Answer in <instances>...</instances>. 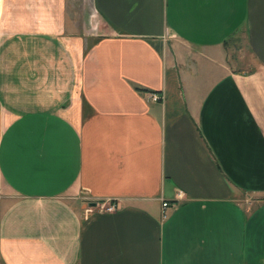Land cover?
I'll return each instance as SVG.
<instances>
[{
	"label": "crops",
	"instance_id": "obj_1",
	"mask_svg": "<svg viewBox=\"0 0 264 264\" xmlns=\"http://www.w3.org/2000/svg\"><path fill=\"white\" fill-rule=\"evenodd\" d=\"M89 5L0 0V264H263L264 0Z\"/></svg>",
	"mask_w": 264,
	"mask_h": 264
},
{
	"label": "rangeland",
	"instance_id": "obj_2",
	"mask_svg": "<svg viewBox=\"0 0 264 264\" xmlns=\"http://www.w3.org/2000/svg\"><path fill=\"white\" fill-rule=\"evenodd\" d=\"M89 6H90L89 0H70L71 19L76 20V22L78 23V27L81 25L80 22L82 21L83 16L85 15L88 16L90 12ZM92 30H95V29H92ZM88 31L90 32L89 28H88Z\"/></svg>",
	"mask_w": 264,
	"mask_h": 264
},
{
	"label": "built area",
	"instance_id": "obj_3",
	"mask_svg": "<svg viewBox=\"0 0 264 264\" xmlns=\"http://www.w3.org/2000/svg\"><path fill=\"white\" fill-rule=\"evenodd\" d=\"M150 98L153 100V101H157L161 98L160 95H158L157 93H151L150 94ZM178 198H180L182 196V192L178 191ZM167 206V202H163L162 203V207H166ZM118 203H115V202H111L108 206L104 207L103 208V211L105 212H112L114 210H116L118 208Z\"/></svg>",
	"mask_w": 264,
	"mask_h": 264
},
{
	"label": "water",
	"instance_id": "obj_4",
	"mask_svg": "<svg viewBox=\"0 0 264 264\" xmlns=\"http://www.w3.org/2000/svg\"><path fill=\"white\" fill-rule=\"evenodd\" d=\"M89 205L90 206H96V202H90Z\"/></svg>",
	"mask_w": 264,
	"mask_h": 264
}]
</instances>
